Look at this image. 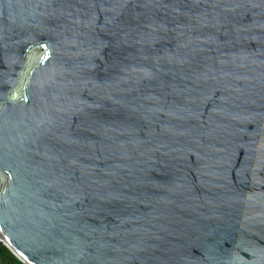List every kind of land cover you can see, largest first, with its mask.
<instances>
[{"label":"water","instance_id":"water-1","mask_svg":"<svg viewBox=\"0 0 264 264\" xmlns=\"http://www.w3.org/2000/svg\"><path fill=\"white\" fill-rule=\"evenodd\" d=\"M2 245L264 264V0H0Z\"/></svg>","mask_w":264,"mask_h":264},{"label":"trees","instance_id":"trees-1","mask_svg":"<svg viewBox=\"0 0 264 264\" xmlns=\"http://www.w3.org/2000/svg\"><path fill=\"white\" fill-rule=\"evenodd\" d=\"M0 264H24L5 245L0 249Z\"/></svg>","mask_w":264,"mask_h":264}]
</instances>
